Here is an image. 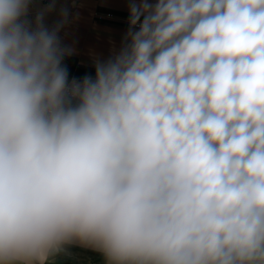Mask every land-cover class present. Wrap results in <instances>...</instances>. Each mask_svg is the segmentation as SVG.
I'll return each mask as SVG.
<instances>
[{
  "label": "clouds",
  "instance_id": "9594fccd",
  "mask_svg": "<svg viewBox=\"0 0 264 264\" xmlns=\"http://www.w3.org/2000/svg\"><path fill=\"white\" fill-rule=\"evenodd\" d=\"M34 0H0V264H264V0H128L69 80Z\"/></svg>",
  "mask_w": 264,
  "mask_h": 264
},
{
  "label": "crops",
  "instance_id": "0c3cea01",
  "mask_svg": "<svg viewBox=\"0 0 264 264\" xmlns=\"http://www.w3.org/2000/svg\"><path fill=\"white\" fill-rule=\"evenodd\" d=\"M69 2L56 0L55 18H46L44 22L49 28L55 27L61 22V10L67 11V18L58 35L61 46L67 52L63 63L67 68L69 80L82 79L85 76L94 77L95 64L111 58L121 48L128 25L126 22L118 24L114 21L99 22L91 19L89 10L100 5L129 15L128 2L126 3V0H73L72 2H76L78 7L76 9L70 8ZM48 4L34 0L31 13ZM71 253V256L58 258L56 264H105L100 254L90 250L73 248Z\"/></svg>",
  "mask_w": 264,
  "mask_h": 264
},
{
  "label": "rangeland",
  "instance_id": "374dc122",
  "mask_svg": "<svg viewBox=\"0 0 264 264\" xmlns=\"http://www.w3.org/2000/svg\"><path fill=\"white\" fill-rule=\"evenodd\" d=\"M61 1H70L69 2L70 8H73V9L78 8L76 2H72L73 0H61ZM127 2H128V0H126V3ZM45 4H48V3H45ZM89 12H90L91 19H96L99 22H105L106 20H108V21H114L115 23L121 24L124 22L127 23V19H128V15H124L122 12H120L118 10L110 9L107 7H102L100 5H98L97 7L90 8ZM35 13L36 12L30 13L29 19H32L34 17ZM55 16H56V11L53 10L52 12H50L49 14L46 15L45 19L46 18L54 19Z\"/></svg>",
  "mask_w": 264,
  "mask_h": 264
},
{
  "label": "built area",
  "instance_id": "2783aa9c",
  "mask_svg": "<svg viewBox=\"0 0 264 264\" xmlns=\"http://www.w3.org/2000/svg\"><path fill=\"white\" fill-rule=\"evenodd\" d=\"M41 1H43L44 3H50L51 2V0H41ZM56 1V0H55ZM72 79H70V81H71ZM76 80H81V79H76Z\"/></svg>",
  "mask_w": 264,
  "mask_h": 264
}]
</instances>
